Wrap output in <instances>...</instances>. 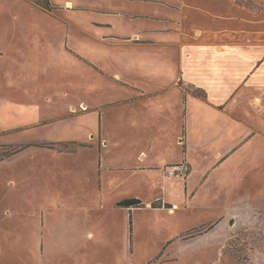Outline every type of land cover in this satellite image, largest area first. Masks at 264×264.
<instances>
[{
  "label": "crops",
  "instance_id": "crops-1",
  "mask_svg": "<svg viewBox=\"0 0 264 264\" xmlns=\"http://www.w3.org/2000/svg\"><path fill=\"white\" fill-rule=\"evenodd\" d=\"M123 50L130 53L121 60ZM39 54L43 61L57 58V79L77 71L81 91L109 98L108 109L96 108L84 121L89 129L101 127L109 136L95 154L100 192L108 173L122 171L105 165L110 148L112 162L117 158L114 148L132 149L138 141L146 142L150 153L158 147L171 149L178 158L161 165L183 160L191 165L183 194L193 210H209L202 204L218 211L226 206L225 214L194 228L215 222L196 244L218 243L228 231L230 207L241 203V174L257 167V160L246 163L248 157H258L261 164L264 159V0H0V138L6 132L15 136L18 127L32 122L26 120V108L37 105L31 96L37 81L31 78L33 71L37 76L33 60ZM116 66L125 72L111 73ZM136 72L163 84L151 89L134 79L139 78ZM108 83L116 87L110 94L102 90ZM119 115L126 117L118 122ZM136 131L141 135L131 136ZM81 153L86 152H69L60 159ZM137 158L144 164L151 157L141 149ZM233 161L242 164L235 169ZM127 170L135 172L133 167ZM201 190H209L207 203H199ZM101 199L104 204L103 195ZM121 201L112 207L128 212L118 206ZM147 206L156 207L153 202ZM173 206L171 212L180 210Z\"/></svg>",
  "mask_w": 264,
  "mask_h": 264
},
{
  "label": "rangeland",
  "instance_id": "rangeland-1",
  "mask_svg": "<svg viewBox=\"0 0 264 264\" xmlns=\"http://www.w3.org/2000/svg\"><path fill=\"white\" fill-rule=\"evenodd\" d=\"M21 47L26 50L23 44ZM37 48L41 46L38 44ZM126 52L123 50L118 58L125 59L130 53ZM42 56L39 54L33 60L39 72L36 77L35 71L32 72L31 79L35 84L37 81L38 87L31 96L37 105L26 108L29 113L26 120L32 122L18 127L19 134L11 136L5 131V137L0 138V264H264V159L261 164L258 157H248L246 163L257 160V167L254 172L247 170L241 174V190L237 194L241 203L229 209L228 231L219 236L216 244L198 245L196 241L205 234L203 231L216 224L212 222L196 231L195 226L207 218L219 217L223 211L225 214L226 206H220L218 211L217 206L202 204L209 210H193L194 206L187 203L183 194L191 165L182 161L190 168L184 178L168 177L161 164L166 159L178 158V154L161 147L150 153L146 142L140 141L132 149L114 148L117 158L113 162L110 156L113 149L106 152L105 165L122 171L108 173L100 192L95 154L108 144L109 136L101 127L92 125L89 129L84 121L94 116L96 108L108 109L109 98L81 91L83 87L74 75L77 71L57 79V58L54 62L43 61ZM117 70L125 72L116 66L111 73ZM136 76L139 78L134 79H140L151 89L163 84L149 74ZM111 84L102 90L110 94L116 88ZM17 91L15 96L19 97ZM84 104L88 107L86 111L82 108ZM112 114L115 118V113ZM125 117L119 115L118 122ZM141 127L137 125L136 129ZM146 127L149 130L151 124ZM135 134L141 135L136 131L131 136ZM141 149L151 157L144 164L137 158ZM77 151L90 154L60 159ZM241 162L233 161L231 167L236 169ZM130 167L135 169L134 173L127 170ZM208 192H199V203L210 200ZM118 200L142 203L126 212L112 207ZM148 202L156 207L147 206ZM175 203L180 210L171 212ZM4 212L8 216H1Z\"/></svg>",
  "mask_w": 264,
  "mask_h": 264
},
{
  "label": "built area",
  "instance_id": "built-area-1",
  "mask_svg": "<svg viewBox=\"0 0 264 264\" xmlns=\"http://www.w3.org/2000/svg\"><path fill=\"white\" fill-rule=\"evenodd\" d=\"M164 171L166 172V176L168 177L182 179L187 176L190 171V168L186 162H180L177 164L166 166L164 168Z\"/></svg>",
  "mask_w": 264,
  "mask_h": 264
},
{
  "label": "trees",
  "instance_id": "trees-1",
  "mask_svg": "<svg viewBox=\"0 0 264 264\" xmlns=\"http://www.w3.org/2000/svg\"><path fill=\"white\" fill-rule=\"evenodd\" d=\"M198 95L202 99H207V94H205V92H199ZM140 205H141V201L139 200H125L118 204L119 207L128 208V209L137 208V207H140ZM129 224H130V230H131L132 220H130Z\"/></svg>",
  "mask_w": 264,
  "mask_h": 264
},
{
  "label": "bare ground",
  "instance_id": "bare-ground-1",
  "mask_svg": "<svg viewBox=\"0 0 264 264\" xmlns=\"http://www.w3.org/2000/svg\"><path fill=\"white\" fill-rule=\"evenodd\" d=\"M82 108L83 109H85V110H87L88 109V107L84 104V105H82Z\"/></svg>",
  "mask_w": 264,
  "mask_h": 264
}]
</instances>
